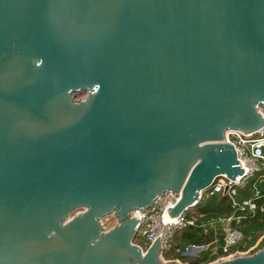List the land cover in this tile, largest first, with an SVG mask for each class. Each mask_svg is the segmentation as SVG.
I'll use <instances>...</instances> for the list:
<instances>
[{
	"label": "water",
	"instance_id": "obj_1",
	"mask_svg": "<svg viewBox=\"0 0 264 264\" xmlns=\"http://www.w3.org/2000/svg\"><path fill=\"white\" fill-rule=\"evenodd\" d=\"M263 105L264 0H0V264H174L130 212L242 174Z\"/></svg>",
	"mask_w": 264,
	"mask_h": 264
},
{
	"label": "built area",
	"instance_id": "obj_2",
	"mask_svg": "<svg viewBox=\"0 0 264 264\" xmlns=\"http://www.w3.org/2000/svg\"><path fill=\"white\" fill-rule=\"evenodd\" d=\"M259 112L264 117V105L259 107ZM223 142L234 145L244 172L235 178L227 174L217 176L209 186L199 191L198 198L187 205L173 221H168L165 215L168 208L174 207L180 200L181 191L169 190L161 195L151 207L131 211L130 215L140 220L137 223L135 237H144L147 241L146 246L136 242L144 251L158 238L161 240V252L167 251L168 241L176 229L192 227L198 230L204 229L206 232L212 231L216 236L206 245L192 244L188 248L190 252L196 253L198 249L209 248L210 259L214 258V262L247 255L251 252V249L238 251L233 247L244 240V231L241 228L243 220L254 217L258 213H264V189L256 186L251 197H242L238 188H245L255 171L264 166V126L250 132L237 129L228 130ZM225 187H228L226 194H224ZM217 194L229 197L230 212L226 210L225 213H217L216 216L207 218L201 214L200 219L192 215L205 197ZM208 261L202 264H207Z\"/></svg>",
	"mask_w": 264,
	"mask_h": 264
},
{
	"label": "rangeland",
	"instance_id": "obj_3",
	"mask_svg": "<svg viewBox=\"0 0 264 264\" xmlns=\"http://www.w3.org/2000/svg\"><path fill=\"white\" fill-rule=\"evenodd\" d=\"M262 179V180H261ZM264 189V166L260 170H256L254 175L250 177L245 188H238L242 197H251L255 187ZM230 212V200L228 196L217 194L212 197H205L201 204L192 213L194 217L201 218V214L207 217L216 216L217 213ZM244 231V240L233 247L238 251H246L253 249L247 255L253 254L264 246V213H258L254 217L245 218L241 224ZM212 231L206 232L204 229L187 227L176 229L173 236L168 241L169 249L161 252L164 262L177 264H202L208 261L210 257V249H198L196 253L188 251L192 245H206L215 238ZM134 242H139L146 246L144 237H135ZM245 255V254H244ZM214 258L210 259L207 264H216Z\"/></svg>",
	"mask_w": 264,
	"mask_h": 264
},
{
	"label": "trees",
	"instance_id": "obj_4",
	"mask_svg": "<svg viewBox=\"0 0 264 264\" xmlns=\"http://www.w3.org/2000/svg\"><path fill=\"white\" fill-rule=\"evenodd\" d=\"M253 249L251 248V250L250 251H252Z\"/></svg>",
	"mask_w": 264,
	"mask_h": 264
}]
</instances>
